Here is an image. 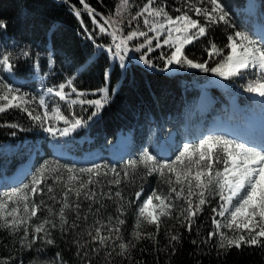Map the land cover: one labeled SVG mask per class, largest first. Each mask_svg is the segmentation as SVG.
Wrapping results in <instances>:
<instances>
[{"label": "snow or ice", "instance_id": "1", "mask_svg": "<svg viewBox=\"0 0 264 264\" xmlns=\"http://www.w3.org/2000/svg\"><path fill=\"white\" fill-rule=\"evenodd\" d=\"M81 2L84 9L92 16V21L99 25V32L94 33L81 18L80 23L84 25V32L98 49H107L114 58L119 57L120 65L125 68L133 60H142L146 65L158 67L153 58L149 57V53H152L154 48L162 49V46L166 45L168 50L159 52L165 68L175 63L215 73L225 78L248 75L251 78L244 87L248 92L256 93L264 98V33L260 35L259 41L255 38V33L250 34L244 30L231 32L223 46H219L215 41H209L205 45L207 59L203 61L190 58L186 54L185 46L193 44L194 41L199 42L201 37L206 36L210 26L223 22L224 25L235 28L221 0H208L207 5L204 0H187L185 7L194 12L195 17L189 11H180L178 15L170 14L166 7L167 0H160L159 3L146 0L134 12L131 10L132 0H119L115 16L109 14L106 17L107 25L96 19L94 15L96 8L89 3H84V0ZM71 8L75 16L80 18L81 10L75 5H71ZM139 18L143 19L147 30H142L139 22L130 30H125L126 19L128 25H132V22L139 21ZM201 18L205 22H202ZM0 29L4 30L0 32V35H5L7 29L5 19H0ZM148 32H154L155 36L148 35ZM101 33H107L111 37V43L97 42V36ZM162 35L163 38H161ZM137 37H144V39L137 43L134 40ZM130 52H132L131 56L128 55ZM136 53L140 55L136 56ZM15 55L28 57L30 50L20 48ZM13 57V51L5 49L0 52V70L6 71L12 80H14L15 67ZM209 60L213 61L214 66L209 65ZM91 61L92 57L89 56L81 65V70H87ZM53 62L51 59L48 61L49 64ZM104 76L108 78L110 72L105 70ZM66 84L72 86L73 93H78L75 98L70 97L65 91ZM46 91L47 93L55 92L56 96L68 101L70 105L78 102L81 106L85 104L92 106L94 111L88 117L91 120L110 101L112 92L115 90H110L107 86L91 89L103 95L84 100L81 97L89 90L78 89L74 79L69 77L66 82L50 87ZM35 99L36 97H32L30 100L26 93H22L14 86V82H9L0 76V112L12 107L22 109L41 127H44L45 120L49 117L56 121H64L66 126L63 129L49 124L47 131L54 136L67 135L86 123L83 117L75 113H73L74 119H69L58 105L55 106L54 112L50 113L44 95L39 96V104L44 108L43 114H34L29 105ZM4 123L7 124L8 121ZM14 126L21 127L20 124ZM12 134L15 135V133ZM54 147L59 152L63 151L60 142H57ZM61 169L64 171L62 172ZM109 171L113 174L112 179L107 181L109 184L121 185V176L129 178V183H133L137 174H140L143 179L155 173L169 187L167 191H160L158 185L157 190H152L143 196V187L139 191L130 192L127 196L123 195L121 190L113 191L108 188L105 191L103 182L99 178L102 175L107 177ZM84 174H87L86 177ZM56 183H62L63 195L60 204L54 208L52 204L46 203V199L55 200ZM90 185L99 187H89ZM70 194L76 197L74 203L69 201ZM3 195L4 198H0V228L16 234L22 248L36 247L37 253L43 246L56 243L49 229L59 228L61 233L68 229H76L77 221L87 220L90 213L93 219L89 225L87 237L90 241L98 243L90 244L89 239L83 240V244L80 239L71 240V243L80 245L77 255L83 251L84 245L88 246L89 250L83 251L84 258H87L94 249L97 255L103 251L110 260L112 253L108 251V248L111 247L112 251H116L115 241H119L117 255L127 256L131 260L130 249L135 248L136 242L141 239L154 240L156 234L160 232L161 224L166 225L169 236L167 246L175 248L176 244L182 242L183 237L176 228V223L168 225L169 218L177 221L181 228H187L188 233H195L201 244L209 238L216 237L214 244L219 249L230 250L233 247L242 248L245 245L264 247V142L256 144L230 139L226 135H208L196 143L183 144L174 159L154 155L151 151L144 149L136 158L129 159L119 171L110 164L93 163L90 167L77 168L75 165H61L59 160L50 162L45 159L35 172L31 173L28 183L11 187ZM81 196L90 201L84 212L80 211L82 207H85L80 203ZM132 196L141 200L136 207H133L134 202L130 198ZM113 197L117 198V215L100 218L101 209L106 207L104 198L111 200ZM216 197L219 198L218 201ZM177 198L181 203L177 204ZM98 200L100 207L93 209V204ZM213 203L217 206L211 207ZM205 205L209 208L206 209ZM130 208L134 211L135 227L131 233L132 240L126 241L122 232V226L125 224L123 217ZM70 209L76 213L71 223H69L68 215ZM45 211L46 215L43 214ZM38 213L41 215L38 216ZM200 213L209 214L211 220V230L203 236L200 235L203 223ZM196 221H200L201 224H196ZM145 225H154V228L146 229ZM109 241L113 243L109 245ZM191 242L196 244L197 239H192ZM56 255L59 256L60 253ZM4 259L8 261L11 257ZM29 264H44V262L37 259L30 261ZM48 264H55V262L50 261ZM59 264H66V262L61 260ZM87 264H92L91 260H87Z\"/></svg>", "mask_w": 264, "mask_h": 264}, {"label": "trees", "instance_id": "2", "mask_svg": "<svg viewBox=\"0 0 264 264\" xmlns=\"http://www.w3.org/2000/svg\"><path fill=\"white\" fill-rule=\"evenodd\" d=\"M145 2L146 0H132L131 10L133 12L138 10V7ZM154 2L159 3L160 0H154ZM207 2L208 0H204L206 5ZM221 2L225 4L226 10L233 11L236 6L244 7L246 0H221ZM84 3H89L96 8L97 11L94 15L101 23H105L97 13H101L105 17H108L109 14L115 16L116 5L119 0H84ZM186 3L187 0H167L166 7L170 14L178 15L180 11L185 10ZM71 5H75L81 10L80 18L75 16ZM81 18L90 26L91 31L94 33L99 32V27L92 21L91 15L84 9L81 0H66V2L56 0H0V19L7 21L6 34L9 37H14L23 43H27L33 49L38 48L40 51H47V45L52 47V57H41V72L49 78V87H56L72 77L78 89L89 90L81 97L84 100L95 99L103 95V93L93 92L91 89L107 86L110 90H115L112 92L110 101L91 120L88 117L94 111L92 106L87 104L81 106L78 102L72 106L61 105L63 108L61 111L69 116V119H74L73 113H75L86 121V123L77 127V135L79 137H93L94 142L90 144L92 148L103 147L115 142L117 133L122 130L132 134L131 144L124 158L112 162L106 157L103 158L102 162L96 164H110L119 171L129 159L136 158L144 149L151 151L154 155H160L159 147L162 137L175 129L178 138H181V128L183 126H191L203 118L201 110H197V105L202 85L207 83L213 85L212 90L216 102L237 94L242 104V112L247 114L250 97L242 86L251 78L250 76L231 77L235 87H230L226 91L211 82L212 79L218 77L215 73L180 66L175 63L165 68L163 66L164 61L159 57V52L161 50L167 51L166 45L162 46V49L154 48L153 52L149 53V57L153 58L154 63L159 65L158 67L146 65L142 60H133L125 68L120 65L119 57L114 58L112 53L107 50H99L89 41L83 30L84 25L80 23ZM231 21L235 28L231 25L226 26L223 22L210 26L206 36L201 37L199 42L194 41L193 44L185 46L186 54L190 58L203 61L207 59L205 45L209 41H215L219 46H223L227 42V36L235 30L253 33L251 24L246 22L243 16L234 14ZM137 22L140 23L142 30H147L142 18H139V21H133L132 25H128L126 19L124 22L125 30L135 27ZM202 22L205 21L202 19ZM3 31V29H0V32ZM148 35L155 36V33L148 32ZM161 38H163V35ZM143 39L144 37L134 38L137 43L142 42ZM97 42L111 43V39L105 33H101L97 36ZM153 43L155 44L156 41L154 40ZM5 49L12 51L5 35H0V52ZM139 55L140 53H136V56ZM89 56L92 57V61L89 63L87 70H81V65ZM13 59L15 64L14 73L20 78H30L29 70L26 67L27 62L17 57L15 53ZM49 59L54 62L49 64ZM208 63L210 66H214L212 60H209ZM105 70L110 72L108 78L104 76ZM23 88H27V86H23ZM65 91L72 98L78 95V93H73L72 86L67 84ZM37 111L42 113L41 108ZM4 121H8V123L5 124ZM15 124H20L21 127L17 128L14 126ZM32 125L33 122L27 114L19 108L12 107L0 112V145L7 142L16 144L24 142L26 137H36L32 133ZM154 127H157V132H155ZM12 133H15V135ZM180 148L182 146L175 147L170 158L174 159ZM44 150L45 154L37 158L33 172L45 159L50 160V162L59 160L61 165H75L77 168L90 167L93 164H80L61 159L53 154L47 143H44ZM20 163V159L16 156L7 158L0 153V176L2 175V169L7 174L14 173ZM61 171L64 170L61 169ZM84 175L86 177L87 174ZM112 175L109 171L107 177L102 175L99 178L103 182L104 190L107 191L108 188L113 189V191L121 190L122 194L126 196L130 192L139 191L141 187H143L144 194L157 190L158 185L160 191H167L169 187L155 173L143 179H141L140 174H137L133 183H129V178L121 176V185L107 182L112 179ZM30 179L31 175L24 183H28ZM49 182L52 181L49 180ZM89 187L98 188L99 186L90 185ZM45 192L47 195L46 185ZM54 192L55 200L46 199V203L52 204L55 208L60 204L63 195L62 183L55 184ZM130 198L133 199V207L141 203V200H137L134 196ZM215 199L218 201L219 198L216 197ZM69 201L70 203L76 201L74 194L69 195ZM104 202L106 207L101 209L99 217L117 215V198L113 197L111 200L104 198ZM176 202L177 204L181 203L179 198ZM80 203L85 206L80 209L81 212H84L90 201L83 199V196H81ZM216 206V203L211 205V207ZM99 207L100 201L98 200L97 203L93 204V209ZM204 207L209 208L208 205ZM43 214L46 215V211ZM39 215L41 213H38ZM68 215L69 223H71L76 213L70 209ZM199 215L203 223L196 221V224H201L200 235L203 236L211 230V220L207 213H200ZM123 218L125 219V224L122 226L124 238L126 241L132 240L131 233L135 227L133 209L130 208ZM92 219L90 213L87 220L77 221L78 228L68 229L63 233L59 228L49 229L56 243L43 246L39 253H37L36 247L32 249L22 248L17 241L16 234L0 228V264H13V262L14 264H29L30 261L42 258L55 263L60 259L65 261L66 264H87V260H91L92 264H264V247L245 245L242 248L233 247L230 250L219 249L214 244L216 237L209 238L208 241L201 244L195 233H188L187 228H181L177 221H172L170 218L168 219V225L176 223V228L182 233L183 237L182 242L176 244L175 248L167 246L169 236L166 225L161 224L160 232L156 234L154 240L141 239L136 242L137 246L135 248L130 249L131 260L127 256L117 255L119 241H115L116 251H112L111 247L108 248V251L112 253L110 260L103 251L97 255L94 249L87 258H84L83 251H88V246L84 245L83 251H80V254L77 255L80 245L71 243V240L80 239L81 244H83V240L89 239L90 244L98 243L90 241V238L87 237ZM162 219L165 218L162 217ZM33 220L35 221L36 218L34 217ZM56 220H59L58 216ZM145 228L153 229L154 225H145ZM192 239H197V243L193 244ZM108 243L111 245L113 241ZM37 246H39V242H37ZM58 252L60 253L59 256L56 255ZM8 256L11 257V260L5 261L4 258Z\"/></svg>", "mask_w": 264, "mask_h": 264}, {"label": "rangeland", "instance_id": "3", "mask_svg": "<svg viewBox=\"0 0 264 264\" xmlns=\"http://www.w3.org/2000/svg\"><path fill=\"white\" fill-rule=\"evenodd\" d=\"M186 9H188V8L186 7ZM188 11H190V10H188ZM98 15L104 22L107 23L106 18L103 15H100V14H98ZM91 18H92V16H91ZM96 19H97V17H96ZM253 25L255 28L254 32L256 34L255 38L257 39V41H259L260 35L262 33H264V23H259V24L254 23ZM97 26H99V25L97 24ZM26 46L27 45H23V46H20L19 48H14V49H12V51L14 53H16L19 51L20 48H26V50H30V56H28V57L19 56V58H21L23 61L27 62L26 67H28L27 69L30 72L31 79H23V78H19V77L16 78L14 75V80H12V79H10L9 74L4 70H0V76H3L6 80H9V82H14V86L19 88L22 93H26L30 100L32 97H36V99L34 101H31V103L29 105L30 109L33 111L34 114H41L42 115L44 112L43 106L39 104V96L40 95L45 96V100L49 105L48 110L50 113L54 112L55 106H57V105L62 110L63 109L61 107L62 103L69 104L68 101L61 100L60 97L55 95V92L47 93L46 90L50 87L48 85H46L48 78L41 74V59H40L41 55L37 54V52H35V50L32 47H30V46L26 47ZM128 55L131 56L132 53H129ZM213 83H215L217 86H221L225 89L227 88V86L233 87V84L231 83V78L218 77L217 79H215L213 81ZM22 85L27 86V88H23ZM204 89H205V91L202 92V94H201L202 97H200V99H199L197 110L201 109L205 113L206 109L208 107L209 108L211 107V104L213 103L214 97H213L212 93L210 92L211 85H205ZM206 89H208V90H206ZM243 89L247 92L248 95L251 96V99H252V105H251V109H250L251 118L244 119L239 123H237V122L232 123L231 125L234 127H238L239 125L243 124V126L248 130L256 128L255 125L259 128V126L257 125L256 120H255V115L257 113L256 116L258 117V115H261L262 112H264V98L261 99L258 96V94L248 92L245 87H243ZM208 91L210 92L209 96H207ZM236 100H237V98L233 97L230 99L229 104L221 105L219 107V109H215L216 110L215 113H216L217 117L213 121H219L221 119V112L220 111H223L224 109H226L229 106L233 107L234 103L236 104ZM258 101L259 102L262 101L263 103L260 104ZM39 108L43 109L42 113L37 111ZM29 118L33 122L32 133H33V135L37 136V138H32L31 136H29L26 138L25 142H22V143L19 142V143L13 144V143L8 142V143H3L0 145V153L3 156H6L7 158H13L14 156H16L17 158H19L21 160V164L19 165L16 172L19 171L20 169H22L23 167H25V165L27 164L28 161H32L34 158H37L43 154V142L44 141L48 142V147H50V149L54 153L57 152L61 156H65V157L71 158V159H78V160L85 157L86 155H88V157H89L92 154H93V158H99L100 157L99 160L104 156H111V155L115 156L118 154L120 156H123V154L127 151L126 149L129 147L130 135L128 133H121L117 137L116 142L113 144L114 147L112 149H111V147H104V148H100V149H91V148H89V146L82 144V142L85 140L81 139L77 136V132H78L77 128L70 131L67 135H55L54 136L53 134H51L47 131V127L49 126V124H51L54 127H57L58 129H63L66 126L64 121H56L54 118L49 117L47 120H45L44 127H41L38 122L34 121L31 117H29ZM242 122H244V123H242ZM195 125L191 129L185 130L183 137H192V139L184 140L182 143V146L185 143H190L189 141H192V140L198 141L199 139H202L208 135H219L211 129V128L215 127V122L212 126H208L207 130H203L201 136H197L198 134H201V130L196 129ZM208 130H210V133L208 132ZM250 132H252V131L250 130ZM229 138L234 139L233 137H229ZM88 139H86V140H88ZM239 140L241 142L249 141L252 143H256L255 140L253 138H251V136L248 139H244V140L239 139ZM57 142L61 143L62 148H63L62 152L57 151L56 147H54V145H56ZM161 152L164 153L162 155H167L169 153L168 145L166 144V138H162V145L160 147V153ZM33 163H34V160H33ZM22 171H24V169L20 170L18 172V174H20ZM15 173H14V175H15ZM18 174L16 175V177H18ZM8 177H10V175H8L5 172V170L2 169L1 178H3V180H4L2 184L6 185V186H3V188H0V198H4L3 194L9 188L19 187L21 184H24L23 182L17 183V184H14V183L12 184L10 181H12L13 179L12 178L8 179ZM40 261H43L44 264H48V262H50L51 260L42 258V259H40ZM59 261H61V260L58 259V262L55 264H59Z\"/></svg>", "mask_w": 264, "mask_h": 264}, {"label": "bare ground", "instance_id": "4", "mask_svg": "<svg viewBox=\"0 0 264 264\" xmlns=\"http://www.w3.org/2000/svg\"><path fill=\"white\" fill-rule=\"evenodd\" d=\"M250 7L252 8L253 7V5L251 4V2H250ZM224 78V77H223ZM204 95V94H203ZM202 97V96H201ZM261 116V117H260ZM257 119V122H259L260 123V125L261 126H264V123L262 122V118L264 119V112H262V114L261 115H258V117H256ZM252 130V132H254V131H256V128H254V129H251ZM236 131H237V128H236ZM114 147V146H113ZM90 157V158H89ZM88 158L89 159H93V154L92 155H90ZM23 172V171H22ZM21 172V173H22ZM20 173V174H21ZM19 175V174H18Z\"/></svg>", "mask_w": 264, "mask_h": 264}, {"label": "built area", "instance_id": "5", "mask_svg": "<svg viewBox=\"0 0 264 264\" xmlns=\"http://www.w3.org/2000/svg\"><path fill=\"white\" fill-rule=\"evenodd\" d=\"M58 1H64V0H58ZM15 43V41L13 42V44Z\"/></svg>", "mask_w": 264, "mask_h": 264}]
</instances>
